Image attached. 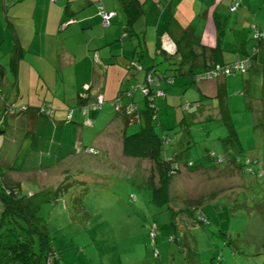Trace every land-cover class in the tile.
<instances>
[{"label":"rangeland","instance_id":"374dc122","mask_svg":"<svg viewBox=\"0 0 264 264\" xmlns=\"http://www.w3.org/2000/svg\"><path fill=\"white\" fill-rule=\"evenodd\" d=\"M255 1L264 8L263 0ZM195 8L196 6L191 10ZM218 9L223 10V6L219 5ZM118 13L123 20V11L119 9ZM201 13L202 11H192L190 23L195 35L203 34L206 37L214 30L209 25H202L204 20L199 19ZM240 23L238 21L237 28H240ZM226 27L224 26V30ZM242 30V37L231 35L232 30L225 31L224 58L232 56L233 52L230 50L233 46L242 44L248 52L252 44H255L256 38L249 34V30ZM246 31L248 35L244 37ZM113 44L117 45L115 41ZM129 47L131 40L124 41L120 49L124 51ZM160 59L161 57L151 59L142 53L138 64L156 61L157 72L162 71L165 76L171 75L173 65ZM253 68L252 65L245 74L227 76L232 84L227 89L226 103L241 142V152L264 156V137L262 139L259 136L260 128L264 130V125L257 127V130L253 126L257 117L264 121V114L260 112V107L264 104V80L262 82L258 78L259 73ZM139 71L142 76L143 71ZM8 75L12 78L10 72ZM25 75L21 66H17V76L24 78ZM125 75L123 73L119 76L112 71L106 75V90L100 100L101 108L91 113L95 116L98 114L96 124L93 128L82 126L84 135L95 133V130H100L109 120L113 127L117 121L118 128L122 126L119 117L113 115L117 105L115 94L117 95L118 89L125 88L129 81L125 79ZM66 76L71 75L64 72V77ZM181 79L179 75H175L176 83L165 85V95L154 96V103L159 107L157 118L152 121L155 123L160 120L162 131L167 132L170 137L165 143L164 154L177 151L175 145L179 143L185 149L178 155V160L179 156L185 155L186 158H194V164L201 163L193 169L179 165V172L172 176L169 205L174 212L163 206L156 207L148 201L150 188L140 178L144 179L150 162L123 155L120 152V137H113L114 133H111V142L106 141L105 147L96 145L97 152L82 150L78 153L77 150L80 149L74 147L72 142L74 130L79 131L77 126L80 124L66 115L75 106L74 97L77 94L76 91L71 93L73 89L68 81L62 83L58 76L56 84L51 80L47 84L34 83L33 90L37 88V91L30 90V101L22 112L17 110L27 100L25 95L11 104L0 99L2 103L5 102L0 106V182L18 181L22 192L33 194L30 202L36 214L44 220L50 246L57 256L56 261L49 264H264V217L256 211L245 210L246 204L252 205L255 197L254 191L248 187L249 178L243 176L247 184L245 188H239L243 184L240 174L230 168L229 163L211 167L209 164L212 162L201 155L205 146L220 149L219 137L225 133V129L220 119L211 121L208 131L202 129L203 122L194 121L195 113L203 104L192 113L181 108L184 100L197 96V91L192 86H186L185 92H182ZM162 81L160 80V85H163ZM201 83L206 87L213 83V79ZM44 87L48 91H44ZM20 88H23L22 85ZM78 90L80 94L85 92L84 88ZM33 92L37 93V97H32ZM138 97L140 94L136 92L134 98ZM94 100L99 102L98 98L94 97ZM119 102L123 103V100L120 99ZM44 105L50 107L49 112L46 115L37 113L38 108L40 111ZM4 106L10 107L8 113H3ZM13 110L16 113H12ZM26 114L37 117L41 124L28 122ZM193 114L194 120L191 119ZM40 115L48 121L43 122L44 118ZM52 118L66 120L55 122ZM26 125H33L36 129L31 140L29 136L22 137L21 129ZM136 129L137 122L125 125L126 133ZM154 129L160 132L157 124ZM187 130L191 135L189 142L180 139ZM88 137L90 136H83L87 144ZM69 146L73 147V152L67 154ZM25 148L28 150L21 168L7 169V163L18 155V150ZM219 157L222 158V155ZM64 176L70 185L62 193L54 194V187ZM129 192L134 193V199L129 198ZM76 193H79L78 202L85 213L72 200ZM212 194L213 198L210 199ZM183 199L195 202L199 199L200 210L207 222L193 223L192 219L197 215L195 210L191 214H186L183 210L177 211L178 207L183 209ZM172 219L175 226L171 224ZM151 221L157 225L153 242L148 235ZM3 227L0 223V231ZM180 231L183 233L181 236ZM169 233L177 238L169 239ZM155 251L157 254H154Z\"/></svg>","mask_w":264,"mask_h":264},{"label":"trees","instance_id":"16d2710c","mask_svg":"<svg viewBox=\"0 0 264 264\" xmlns=\"http://www.w3.org/2000/svg\"><path fill=\"white\" fill-rule=\"evenodd\" d=\"M161 4L163 3L157 0L156 5ZM238 4V0H233L232 3L229 4L228 9L234 10ZM121 9L125 17L124 25L122 26L123 36L121 38L124 36L130 37L134 33L132 24L142 12L141 1L122 0ZM214 28L218 32H216L213 44L206 45L199 40H195L194 37H189L191 41H188V45L183 52L179 53L173 51L167 53L163 51V53H161L162 56L160 61H165L166 64L173 65V73L168 76H165L162 71L157 72L155 70L156 61L148 64L145 62L144 65L140 63L139 65L138 58L140 57L138 56V52L140 51L134 49L135 56L127 59L124 64L126 70L131 72L127 73L125 78L129 79L127 86L123 89H118L117 95L115 94L118 105H116V113L113 117H116L115 115H123L120 118L122 120L121 133L119 134L120 152L128 157L147 159L150 162V167L144 179L140 178V181L145 182L150 188L148 201L156 207L162 208L163 206L168 208L170 212H174L169 205L171 198L170 182L172 176L179 172V165H183L187 169H193L201 164H194V158H186L187 156L185 155L179 156L180 159L178 160V155L185 149V147H181L182 145H179V143L175 145V147L178 148L177 151L164 154L165 143L168 142L170 137H168L167 132L162 131L163 126L160 120H156V122L153 123V120L157 118V109L159 107L154 103V96L157 94L164 96L165 85H174L176 83L175 75H179L182 78L180 82V87L183 88L182 92H185L184 89L186 86H192V88L197 91V96L191 100H184L181 104V108L183 110H190L192 113L203 104L199 111L195 113V120V114H193L191 119L196 122H203L202 129H206L207 131L211 121L220 119L225 129V133L219 137L221 142L220 149L216 150L205 146L201 155H203L207 161L212 162V164H209L211 167L217 164L225 165L229 163L230 168L236 170L237 173L240 174L243 184L239 188H245V185L248 183L249 189L254 191L255 197L252 201L253 204L244 205L245 210L256 211L261 217H264V156L263 154L248 155L241 152V142L231 121L226 103L227 89H229V85L232 84L227 78L228 75L245 74L253 65V70L259 73L258 78L260 77L263 82L264 61L260 59L257 52L259 46L264 47V29L260 28L255 21H249V34L251 33L252 36L256 38V42L252 44L251 50L248 52L242 51L236 45L238 50L234 51L231 49V53L233 52L232 56L230 58H224V54L221 53L219 46L220 42L221 44L225 43L223 37H220L224 29L222 27ZM219 33L220 36L218 37ZM186 38L189 40L188 37ZM136 41L137 42L134 44L135 47L138 46V38ZM193 42H197V44L202 46L205 50H210V53L204 56L205 59L206 56L210 55L208 61L203 60L202 64L199 63L198 53L194 51L191 45ZM218 42L219 45H217ZM19 49L18 43L15 42L9 61V67L13 70H15L17 66V59L20 54ZM184 61L186 67L180 70V66ZM226 68H228V70H226ZM139 70L143 71L142 79L135 80L134 78H136L137 72H140ZM212 79L213 83H208L210 85L206 87L201 83V81ZM160 80H163V85H160ZM247 81L248 78L245 79L246 85L248 84ZM136 92H139L140 97L134 98ZM86 97V91L82 92V94L77 93L76 95L78 101H83L82 104H78L79 110L83 116L86 114L87 108L85 106H87V104H91L93 109H99L101 107V101L96 102V100H94L92 103H86ZM120 99L123 100V103L119 102ZM203 99L205 102H202ZM22 104L23 106H21L17 112L25 110L26 104ZM128 104H133L130 113L125 111V106ZM3 108V113H8L10 107L4 106ZM43 109L44 111H39L38 108L37 111L43 114L46 112L45 114H47L50 107L44 105ZM71 111L72 108L66 115L70 117ZM260 112L264 114V104L261 105ZM12 113H16L15 110H13ZM131 113L135 115V122L138 123V129L126 133L124 127L126 124L132 122L130 119ZM83 123L90 125V123H86L84 120ZM155 124L158 125L160 132L154 129ZM263 125L264 121L258 117L253 122V126L256 130L257 127H262ZM260 130L259 136L263 139L264 130L262 128H260ZM189 138H191L189 130L180 137V139H183L185 142H189ZM17 154L18 155L10 163H7L6 168L13 170L20 169L26 155V149L18 150ZM220 155H222V158L219 157ZM245 175L249 178L247 183L243 178ZM66 180L68 179L64 176L58 181L53 189L54 194H59V192L62 193L68 188L70 184H68ZM79 193L73 194L72 200H75L78 207L83 209L80 206L81 203L79 204L78 202V200H80L78 196ZM32 195L33 194L30 192H22L18 181L0 182V223L4 225L3 229L0 231V264H49L50 262L56 261L57 256L50 246V237L45 222L36 214L35 208L30 202ZM128 196L132 199L135 198L132 192H129ZM209 198H213V194ZM183 200L186 202H183V209L178 207L177 211L183 210L182 212L191 214V211L195 210L197 215L193 217L192 222H207V218L200 210L201 201H199V199H196V202L186 199ZM237 205L242 206L241 203ZM82 211L84 212V209ZM171 224L173 226L176 225L174 219H172ZM156 228L157 225L154 221H151V223L149 222L148 235L152 242L156 234ZM182 234V231H180V236ZM168 236L169 239L177 238L174 234L170 233ZM262 245L264 247V241ZM154 254H157L156 251Z\"/></svg>","mask_w":264,"mask_h":264},{"label":"crops","instance_id":"0c3cea01","mask_svg":"<svg viewBox=\"0 0 264 264\" xmlns=\"http://www.w3.org/2000/svg\"><path fill=\"white\" fill-rule=\"evenodd\" d=\"M121 1L0 0V99L11 104V102H17L18 97L25 95L27 100L23 103L27 107V103L30 101V90H33L34 83L47 84V82L52 81L56 84L59 76L62 83L69 82L73 89L71 93L76 91L77 94L80 91L78 89L84 88L87 94L85 102L92 103L94 97L103 99V93L106 90V75L109 72L112 71L119 76L130 72L126 70L124 64L127 59L135 56L134 49L140 51L139 57L144 53L146 56L156 59L162 56L163 51L167 53L183 52L188 41H191V37L206 45L213 44L216 32H218L214 27L224 29V26H227L222 32L223 36H220L219 33L218 37H224L225 31L230 30H232L231 35L242 37V29H248L249 21H255L260 28L264 29V8H261V4L256 3L255 0H238L239 4L234 10L228 9L233 0H159L163 3L161 5H156L157 0H140L142 12L132 24L134 33L130 37L121 38L125 20L124 15L122 20L118 13L119 9L122 10ZM196 2H198L197 5ZM219 5L223 6V10L218 9ZM194 6L196 8L191 10ZM99 8L112 11L106 27L101 24ZM192 11H202L199 17V19L204 20L202 25H209L214 31H210L206 37H203V34L195 35L190 23ZM238 21H241L240 28H237L239 26ZM246 36L247 31L244 32V37ZM186 37H190L189 40ZM137 38L138 46L135 47ZM127 40H131V47L124 49V52L120 47L122 48L123 42ZM5 41L6 44L3 46ZM114 41L117 45L113 44ZM15 42L20 48L17 66L20 65L25 71L24 78L17 76V66L15 70L9 67ZM224 42L226 43V41ZM191 45L194 51L198 53L200 64L203 63V60L208 61L210 55L206 56L205 59L204 56L208 55L210 50H205L197 42H193ZM230 45L232 44L230 43ZM219 46L221 53H223L224 45L220 42ZM237 47L246 51L242 44L237 45ZM237 47L233 46L232 49L236 51L238 50ZM257 54L264 61L263 46L258 47ZM118 63L119 65H117ZM185 65V61L182 62L180 70L185 68ZM8 72L12 78H9ZM64 72L71 76L65 78ZM126 76L127 74L125 78ZM134 79L141 80V73L137 72ZM21 85L23 88H20ZM34 89L33 91H37V88ZM42 89L48 91L47 87ZM52 90L53 88H51ZM36 94L33 92L32 97H37ZM74 98L75 106H72L70 117L80 124L77 126L79 131L74 130V142H72L74 147L80 149L77 150L78 153L82 150L89 152L96 150L97 152L96 145L105 147L106 141L111 142V133H114L113 137L115 138L120 137L118 133H121L122 126L118 128L119 121H117L116 126L113 127L111 120L107 121L100 130H95V133L84 135L82 126L93 128L98 114L95 116L91 113L98 110L93 109L91 104H87L85 106L87 108L86 114L83 116L78 107V104H82L83 101H78L76 96ZM2 101H0V106L5 103ZM37 113L40 112L37 111ZM26 116L28 122L41 124L37 117L32 114H26ZM115 116L121 120L123 115ZM41 117L44 118L43 122L48 121L44 116ZM52 119L55 122L66 120L65 118ZM130 119L135 122V115L131 113ZM83 120L90 125L84 124ZM34 129L33 125H26L21 129L23 131L22 137L29 136V140H31L35 134ZM83 136H90L88 137V144ZM69 148L67 154L73 152V147L69 146ZM25 149L27 153L28 149ZM104 149L106 150V148ZM24 161L25 158L22 164Z\"/></svg>","mask_w":264,"mask_h":264},{"label":"built area","instance_id":"2783aa9c","mask_svg":"<svg viewBox=\"0 0 264 264\" xmlns=\"http://www.w3.org/2000/svg\"><path fill=\"white\" fill-rule=\"evenodd\" d=\"M99 14L101 16V24L102 25H106L109 22V18L112 15V11H107V10H102L101 8H99ZM229 68V67H228ZM228 68H226V70H228ZM148 75V74H147ZM98 100L100 101V97H98ZM116 104L118 105V102H116ZM133 108V104H128L125 106V111L127 113H130L131 110ZM40 111H44L43 107L40 109ZM48 112V111H47ZM46 113V112H45Z\"/></svg>","mask_w":264,"mask_h":264}]
</instances>
